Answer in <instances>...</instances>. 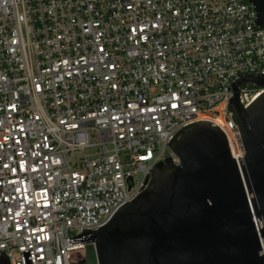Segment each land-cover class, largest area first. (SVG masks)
<instances>
[{"label":"built area","instance_id":"2783aa9c","mask_svg":"<svg viewBox=\"0 0 264 264\" xmlns=\"http://www.w3.org/2000/svg\"><path fill=\"white\" fill-rule=\"evenodd\" d=\"M248 0H0V251L84 264L69 243L147 185L182 128L208 122L245 152L231 85L264 78ZM264 89L239 87L246 108ZM95 258V254H94ZM92 264H98L96 262Z\"/></svg>","mask_w":264,"mask_h":264},{"label":"water","instance_id":"95a60500","mask_svg":"<svg viewBox=\"0 0 264 264\" xmlns=\"http://www.w3.org/2000/svg\"><path fill=\"white\" fill-rule=\"evenodd\" d=\"M264 29V0H248ZM264 89L246 75L232 85L231 119L244 148L232 160L223 133L208 122L180 129L146 188L96 231L69 243L92 242L98 264H264V90L245 108L239 87ZM23 264H31L28 251ZM0 264H9L0 251Z\"/></svg>","mask_w":264,"mask_h":264},{"label":"rangeland","instance_id":"374dc122","mask_svg":"<svg viewBox=\"0 0 264 264\" xmlns=\"http://www.w3.org/2000/svg\"><path fill=\"white\" fill-rule=\"evenodd\" d=\"M75 258L78 260H84V264H92L95 262L94 253L88 247L84 251L76 253Z\"/></svg>","mask_w":264,"mask_h":264}]
</instances>
